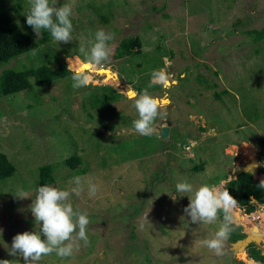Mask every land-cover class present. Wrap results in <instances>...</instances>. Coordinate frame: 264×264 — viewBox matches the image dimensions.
<instances>
[{
  "label": "rangeland",
  "instance_id": "rangeland-1",
  "mask_svg": "<svg viewBox=\"0 0 264 264\" xmlns=\"http://www.w3.org/2000/svg\"><path fill=\"white\" fill-rule=\"evenodd\" d=\"M8 2L16 5L7 14L10 23L34 32L26 24L28 0ZM72 22L73 41L56 43L44 31L41 47L0 64V73L9 65L22 69L37 63L42 51L48 56L61 51L68 69L67 60L76 56L74 66H87L94 79L80 89L72 87L70 77L0 97V151L16 167L11 177L0 180V260L24 264L6 247L15 235L35 231V218L32 199L14 194L23 189L34 198L41 186L39 167L48 163L54 178L50 185L70 190L73 178L81 176L92 179L99 191L90 198L85 184L81 196H71L74 206L89 215V245L81 242L72 257L61 260L53 254L39 264H234V258L247 264L245 254L233 256L229 241L222 257L204 247L201 241L212 238L219 222L191 223L184 212L189 198L170 195L184 181L194 187L222 182L228 188L227 181L251 160L258 166L253 177L264 180V38L254 41L248 33L264 26V0H75ZM100 29L114 34L112 55L103 66L92 67L80 47L87 50V41ZM136 35L141 53L115 58L119 41ZM158 69L175 83L149 91L170 97L173 107L157 120L150 137L133 128L138 118L134 101L106 108L78 102L92 87L107 84L127 95L139 93L134 87L148 85ZM168 121V139L162 141L160 128ZM73 154L80 157L79 173L64 163ZM200 162L203 170H194ZM240 189L237 184L228 191L236 199ZM253 203L252 215L264 237V206ZM256 222H239V231L252 232ZM257 247L264 253V239Z\"/></svg>",
  "mask_w": 264,
  "mask_h": 264
},
{
  "label": "clouds",
  "instance_id": "clouds-1",
  "mask_svg": "<svg viewBox=\"0 0 264 264\" xmlns=\"http://www.w3.org/2000/svg\"><path fill=\"white\" fill-rule=\"evenodd\" d=\"M29 10L25 14L26 24L30 26L39 37L44 31L50 33L56 43H68L73 41L75 0L67 3H59V0H28ZM114 39V34L103 29L97 30L94 39H89L88 49L80 47L86 63L90 66H103L110 61L112 48L109 42ZM72 87L80 89L88 87L92 83V77L83 70L74 71L71 76ZM169 73L164 69L153 70L148 86L140 93L131 92L129 98L134 101V107L138 118L133 121L136 133L150 137L156 132V122L165 114L166 99L154 96L149 89L160 86L170 87ZM117 89V88H116ZM118 90V89H117ZM191 145V143H190ZM237 174V173H236ZM70 190L58 188L53 185L38 187L35 197L32 198L23 189H19L15 197L19 199L31 198L29 208L34 215L35 231H25L13 237L10 247H6L9 255L22 257L24 264H39L43 257L55 254L63 259L70 258L81 248L90 243L88 226L89 215L81 212L74 206L71 196L79 197L85 190L89 197H95L99 186L92 179L75 176ZM259 188H264V180H261ZM175 194L170 195L173 200L177 194H184L189 198V204L184 209L191 223L199 225H215L219 227L212 238L201 241L202 245L213 252L217 257L226 254V245L231 235L238 226L237 210L239 202L230 194L228 188L220 183H205L198 187L188 181L175 185ZM254 201V200H253ZM3 230L0 229V234ZM256 239H264L259 233ZM13 260L3 259L0 264H12ZM252 264H259L252 261Z\"/></svg>",
  "mask_w": 264,
  "mask_h": 264
},
{
  "label": "trees",
  "instance_id": "trees-1",
  "mask_svg": "<svg viewBox=\"0 0 264 264\" xmlns=\"http://www.w3.org/2000/svg\"><path fill=\"white\" fill-rule=\"evenodd\" d=\"M16 5L10 4L8 0H0V64L8 63L10 60L17 58L23 54L28 55V53L36 50L41 47L40 36L38 37L34 32H22L20 29H16L15 25L10 23V20L7 18L8 12L15 10ZM100 20H106L105 17H101ZM249 34H252V39L254 41H260L264 38V26L260 29H253L248 31ZM46 35V33H45ZM56 53V51H55ZM62 52L58 51L57 55L50 53L49 56L45 51H42L37 55L38 62L27 65L24 68H20L17 65H9L0 73V97L8 96L15 94L17 92L26 90L30 88L33 84L36 85H49L55 83L59 80L70 78L73 74L70 69L73 71L78 70L74 66L75 61H79V58L76 56L69 57L68 69L66 63L63 60V57L60 58ZM141 53V39L138 35L135 37L128 36L124 37L119 41L113 56L115 58L121 57H133ZM69 55V54H68ZM68 55H64L65 57ZM56 61V66H51V60L53 58ZM86 62V60H84ZM93 67V66H92ZM83 71L91 74L88 67L84 66ZM93 74H91V77ZM150 78L149 75H147ZM92 77V81H93ZM107 82V80H102ZM148 85L136 86L134 89L138 90L139 93L142 92ZM132 89V88H131ZM85 90V89H81ZM133 90V89H132ZM134 91V90H133ZM135 92V91H134ZM217 95V94H216ZM129 96V95H128ZM219 97V95H217ZM83 99L78 100L82 106H89L91 108H106L108 105H117L119 102H129L133 101L132 99L124 96L122 93H119L116 88L112 85H102L99 87H92L87 95L82 97ZM168 139V138H167ZM163 141V140H162ZM186 146L183 147L186 150ZM190 149V147H189ZM80 162V157L73 154L68 157L64 163L70 168L74 169L76 172H80L81 169L77 168V163ZM52 166L48 163L43 164L39 167V184H52L54 178L52 175ZM194 170L202 171L203 163L200 162L198 165L194 166ZM16 171L14 163L8 158V156L0 151V180L11 177ZM260 183L259 179L253 177L252 173L240 171L236 174L235 178L229 179L227 181L228 189L230 191L234 190L238 184L241 189L236 198L239 202V207L244 209L245 213L253 212L257 209L256 205L252 200L258 204H264V188H259ZM241 218V224L247 226L246 223L251 224V220L245 215H241L240 212H237ZM254 213V212H253ZM264 221V214L262 215ZM240 226H237L235 231L230 237L229 241H235L239 238L245 236V233L240 232ZM246 256L244 260L247 264H252V261H257L259 264H264V253H261L259 248L251 243L246 248ZM252 259V260H251ZM234 264H245L241 260H236Z\"/></svg>",
  "mask_w": 264,
  "mask_h": 264
},
{
  "label": "water",
  "instance_id": "water-1",
  "mask_svg": "<svg viewBox=\"0 0 264 264\" xmlns=\"http://www.w3.org/2000/svg\"><path fill=\"white\" fill-rule=\"evenodd\" d=\"M118 92H120V91H118ZM120 93H123V92H120ZM123 94L127 95L126 93H123ZM161 99H166L168 101V103L166 104V107L169 109L170 108V103H169L170 100H169V98L165 96V97H162ZM167 108H165V114H164L163 118H166L168 116V112L166 111ZM166 124L167 125H163L160 128L159 137L162 140L168 138V132H169V127L168 126L170 125L169 121L166 122ZM156 131H157V129H156ZM240 171L249 172V173L257 172L258 171V166H257L256 160H251L249 163H246L244 168L242 170H240ZM247 215L250 216V214H247ZM257 231H259V226L257 224H255L253 226V232H257ZM253 232L252 233H246L244 237L239 238V239H237L235 241L229 242V249L232 251L233 256H236L237 254L241 255L243 253V254H245L247 259H250V258L247 257V254H246L247 246L249 244H251V243L257 244V243L263 241V239H259V240L256 239V234L257 233H253ZM260 236L262 237V235H260Z\"/></svg>",
  "mask_w": 264,
  "mask_h": 264
},
{
  "label": "bare ground",
  "instance_id": "bare-ground-1",
  "mask_svg": "<svg viewBox=\"0 0 264 264\" xmlns=\"http://www.w3.org/2000/svg\"><path fill=\"white\" fill-rule=\"evenodd\" d=\"M119 91V90H118ZM239 211V209L237 210V212ZM241 214V213H240ZM237 215H238V213H237ZM241 215H246V214H241ZM246 216H248V215H246ZM248 218L253 222V220H252V218H253V215L252 214H250V216H248ZM238 222H240L239 220H238ZM240 224H241V222H240ZM255 224H259V223H255ZM255 224H253V226L255 225ZM252 232H253V230H252ZM251 232V233H252ZM253 233H259V231H257V232H253ZM260 234V233H259ZM261 235V234H260Z\"/></svg>",
  "mask_w": 264,
  "mask_h": 264
},
{
  "label": "flooded vegetation",
  "instance_id": "flooded-vegetation-1",
  "mask_svg": "<svg viewBox=\"0 0 264 264\" xmlns=\"http://www.w3.org/2000/svg\"><path fill=\"white\" fill-rule=\"evenodd\" d=\"M169 98V100L171 101V99H170V97H168ZM170 105H172V103H170ZM168 110V108L166 109V111ZM236 176V175H235ZM263 206H264V204H263ZM255 211V210H254ZM245 213V212H244ZM255 213V212H254ZM246 215L247 214H252V212H250V213H245ZM255 218V217H254ZM254 218H252V220L254 219ZM253 222H256L255 221V219L253 220ZM256 223H258V222H256ZM244 233V232H243ZM248 233H251V231L250 232H248ZM246 234V233H245ZM229 242H231V241H229ZM256 246H257V244H255Z\"/></svg>",
  "mask_w": 264,
  "mask_h": 264
},
{
  "label": "built area",
  "instance_id": "built-area-1",
  "mask_svg": "<svg viewBox=\"0 0 264 264\" xmlns=\"http://www.w3.org/2000/svg\"><path fill=\"white\" fill-rule=\"evenodd\" d=\"M189 147H190V146H186V149H188V150H189Z\"/></svg>",
  "mask_w": 264,
  "mask_h": 264
},
{
  "label": "crops",
  "instance_id": "crops-1",
  "mask_svg": "<svg viewBox=\"0 0 264 264\" xmlns=\"http://www.w3.org/2000/svg\"><path fill=\"white\" fill-rule=\"evenodd\" d=\"M172 103V102H171ZM171 106V105H170ZM172 107H173V103H172Z\"/></svg>",
  "mask_w": 264,
  "mask_h": 264
},
{
  "label": "snow or ice",
  "instance_id": "snow-or-ice-1",
  "mask_svg": "<svg viewBox=\"0 0 264 264\" xmlns=\"http://www.w3.org/2000/svg\"><path fill=\"white\" fill-rule=\"evenodd\" d=\"M87 67V66H86Z\"/></svg>",
  "mask_w": 264,
  "mask_h": 264
}]
</instances>
